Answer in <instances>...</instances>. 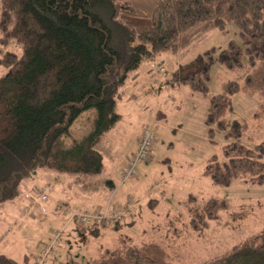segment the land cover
Listing matches in <instances>:
<instances>
[{"label":"trees","instance_id":"obj_1","mask_svg":"<svg viewBox=\"0 0 264 264\" xmlns=\"http://www.w3.org/2000/svg\"><path fill=\"white\" fill-rule=\"evenodd\" d=\"M2 1L0 53L11 41L22 52L0 54V64L7 67L0 77V205L16 198L21 184L43 168L100 173L103 154L97 146L120 119L119 88L131 73L143 61L176 53L213 28L226 31L228 22L238 26L243 46L232 39L218 53L221 64L236 74L209 101V135L217 127L226 142L224 158L207 170L219 185L235 179L264 185V137L255 141L247 123L227 117L240 91L261 98L254 122L264 116V0H157L150 13L130 0ZM215 54L216 48L199 54L168 81L207 96ZM88 110L95 113L93 128L68 143L73 123ZM106 185L117 186L112 179ZM119 204L120 210L126 207V202ZM229 209L228 201L211 197L186 214L179 210L166 217L168 238L158 234L138 244L120 234L115 246L101 248L86 261L59 264H189L178 251V240L184 233L202 232L222 212L233 220L248 217L247 210ZM119 222L104 218L97 225L117 228ZM212 264H264V230L234 244Z\"/></svg>","mask_w":264,"mask_h":264},{"label":"rangeland","instance_id":"obj_2","mask_svg":"<svg viewBox=\"0 0 264 264\" xmlns=\"http://www.w3.org/2000/svg\"><path fill=\"white\" fill-rule=\"evenodd\" d=\"M130 1L147 13L157 2ZM2 8L0 0V16ZM14 23L15 17L10 28ZM232 39L242 44L238 26L228 22L226 31L213 28L176 53L166 52L155 60L143 61L119 88L116 110L120 119L97 146L103 154L102 171L86 175L43 168L21 184L16 198L0 205V264H59L72 258L86 261L101 248L115 246L120 234L132 236L136 243L157 238L158 234L168 238L170 229L163 225L166 217L179 210L186 214L211 197L228 201L230 212L247 210L248 217L233 220L226 211L219 219L209 221L202 232L184 233L182 241L178 240V251L189 264H212L234 244L262 232L264 185L245 179L219 185L207 170L209 163L224 158V132L215 127L211 138L206 117L210 98L236 74L218 59V53ZM211 48H216V54L207 96L175 80L168 81L180 65ZM6 50L20 55L22 47L11 41L1 47L0 54ZM6 71L7 67L0 64V77ZM260 100L259 95L237 92L233 111L227 115L230 122L247 123L255 141L264 137V116L256 122L253 117ZM94 118L93 110L82 113L71 127L73 135L65 140L70 143L72 137L88 133ZM146 127L157 134L152 156L139 164L137 176L123 180L122 169L128 156L137 151ZM108 179L117 184L115 189L106 185ZM119 202L130 205L129 216L118 219L117 228L88 225L77 216L71 217L73 211L112 209Z\"/></svg>","mask_w":264,"mask_h":264},{"label":"built area","instance_id":"obj_3","mask_svg":"<svg viewBox=\"0 0 264 264\" xmlns=\"http://www.w3.org/2000/svg\"><path fill=\"white\" fill-rule=\"evenodd\" d=\"M157 141L156 131L151 127H146L143 130V134L139 139L137 151L128 156L127 163L124 165L122 169V177L123 179H129L139 174V164L142 162H146L148 158L152 156L153 148ZM46 198L45 195H43ZM129 204V203H128ZM122 210L119 208H107L106 210L97 209L92 212L89 211H73L71 213V217H79V219L88 225L99 223L104 218H115L122 219L125 214L129 213L128 206ZM111 209V210H109Z\"/></svg>","mask_w":264,"mask_h":264},{"label":"crops","instance_id":"obj_4","mask_svg":"<svg viewBox=\"0 0 264 264\" xmlns=\"http://www.w3.org/2000/svg\"><path fill=\"white\" fill-rule=\"evenodd\" d=\"M46 197H47V195H46ZM119 203H121V202H119ZM119 203H118V204H119Z\"/></svg>","mask_w":264,"mask_h":264}]
</instances>
